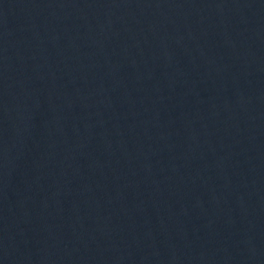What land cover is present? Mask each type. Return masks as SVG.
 Wrapping results in <instances>:
<instances>
[{
	"label": "water",
	"instance_id": "1",
	"mask_svg": "<svg viewBox=\"0 0 264 264\" xmlns=\"http://www.w3.org/2000/svg\"><path fill=\"white\" fill-rule=\"evenodd\" d=\"M0 264H264V0H0Z\"/></svg>",
	"mask_w": 264,
	"mask_h": 264
}]
</instances>
